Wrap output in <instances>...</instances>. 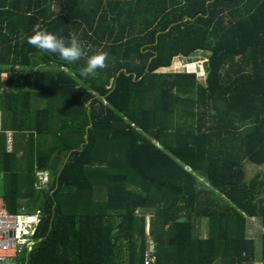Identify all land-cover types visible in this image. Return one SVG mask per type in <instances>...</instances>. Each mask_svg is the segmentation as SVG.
Listing matches in <instances>:
<instances>
[{
  "label": "trees",
  "instance_id": "obj_1",
  "mask_svg": "<svg viewBox=\"0 0 264 264\" xmlns=\"http://www.w3.org/2000/svg\"><path fill=\"white\" fill-rule=\"evenodd\" d=\"M35 23L105 66L82 76L83 59L35 48ZM195 51L203 83L159 70ZM1 89L2 127L52 141L32 176L61 158L41 189L0 161L7 210L42 211L15 264H144L146 227L150 264H264V171L246 170L264 165V0H0Z\"/></svg>",
  "mask_w": 264,
  "mask_h": 264
},
{
  "label": "crops",
  "instance_id": "obj_2",
  "mask_svg": "<svg viewBox=\"0 0 264 264\" xmlns=\"http://www.w3.org/2000/svg\"><path fill=\"white\" fill-rule=\"evenodd\" d=\"M6 76H7L6 72L2 73L3 78H5ZM2 90L3 89H1L0 92ZM24 112H25V110H24ZM29 113L32 114L33 110H29V111L27 110L26 113L22 114V116H26ZM51 143H52V141H50V138L44 139V137L42 135H39L38 132H36L32 128V120H28V126L24 127V128H7V129H4L2 127V112L0 109V151L4 152V154L0 158V161L10 162L9 163L10 169L12 171H16L18 173L17 174L18 175L17 181L20 183L19 185L22 186L23 181L25 180L26 183L25 182L24 183H25L26 188H27L29 183L31 184L30 180L33 179L32 182L34 181L33 183H34L35 189H41L43 187L44 188L46 187L47 183L41 188L36 187V182H37L36 172L38 170L47 171L48 172V181H49V179H50L49 171L50 170L48 169V164H47L46 169H35L34 170L35 178L32 176V173L29 170H30L31 163L36 160L37 155H39L40 152L45 151V150H46V152H48L49 150L51 151V149H49ZM54 155L55 154L51 155V157L48 160V163H49L50 159L52 158V156H54ZM60 160H61V158H60ZM59 164H60V161L58 163V166H59ZM9 173L10 172H8L7 173L8 175H6L3 171L0 172V192L5 190L6 185L9 184V182H10V179H11V181H14L12 179V177H10L11 175ZM0 197H1V195H0ZM23 201H26V199H23ZM20 211L28 212L27 210H25L23 203H21V205L19 207L18 212H20ZM29 212H31V211H29ZM200 225H202V226H200V227L197 226L198 229L196 227L197 234H199L200 237H207L209 234V227H208L207 222H206V224H200ZM199 228H201L202 231ZM248 232L250 235H252L254 237L256 247H257L256 250L258 251V249H259V243H258L259 234L262 232V228L260 227L259 223H257V221L254 218H251L250 223L248 224ZM146 234L148 236L147 247H149V245L150 244L153 245V243H152V239L150 238V236L148 234V227H146ZM153 254H154V252H153ZM227 261H228V259H226L225 261L222 259V262H221V257H220L217 259V264H228Z\"/></svg>",
  "mask_w": 264,
  "mask_h": 264
},
{
  "label": "built area",
  "instance_id": "obj_3",
  "mask_svg": "<svg viewBox=\"0 0 264 264\" xmlns=\"http://www.w3.org/2000/svg\"><path fill=\"white\" fill-rule=\"evenodd\" d=\"M36 187L41 188L48 182V172L38 170L36 172ZM42 211L36 209L34 212L20 211L11 213L5 207L0 197V264H15L17 255L23 246L29 250L34 242L33 234L38 225ZM154 246L147 247L144 252V264L154 261ZM255 264H261L255 262Z\"/></svg>",
  "mask_w": 264,
  "mask_h": 264
},
{
  "label": "clouds",
  "instance_id": "obj_4",
  "mask_svg": "<svg viewBox=\"0 0 264 264\" xmlns=\"http://www.w3.org/2000/svg\"><path fill=\"white\" fill-rule=\"evenodd\" d=\"M27 35V42L35 48L58 55L67 62H76L84 60L82 76L94 74L98 69L105 66L108 53L103 50L88 52L85 50L82 42L75 36L67 42L63 37L35 23L31 27V33Z\"/></svg>",
  "mask_w": 264,
  "mask_h": 264
},
{
  "label": "rangeland",
  "instance_id": "obj_5",
  "mask_svg": "<svg viewBox=\"0 0 264 264\" xmlns=\"http://www.w3.org/2000/svg\"><path fill=\"white\" fill-rule=\"evenodd\" d=\"M206 55L200 51H195L187 57L177 56L172 59V62L169 67L160 68V71H194L198 81L204 82L205 73L207 72V61ZM247 176L250 177L257 171H264V165L258 166L252 163H246ZM148 221V217L146 218ZM206 224V221L198 223L197 226L200 227ZM196 226V227H197ZM197 227V229H198ZM201 230V228H199ZM202 231V230H201Z\"/></svg>",
  "mask_w": 264,
  "mask_h": 264
},
{
  "label": "water",
  "instance_id": "obj_6",
  "mask_svg": "<svg viewBox=\"0 0 264 264\" xmlns=\"http://www.w3.org/2000/svg\"><path fill=\"white\" fill-rule=\"evenodd\" d=\"M59 161H60V157L58 155L52 156V158L50 159L48 163V169L50 171H54L56 167L58 166ZM185 219L186 217L184 216H179L176 218L177 221H184ZM187 220H190V217H187Z\"/></svg>",
  "mask_w": 264,
  "mask_h": 264
}]
</instances>
